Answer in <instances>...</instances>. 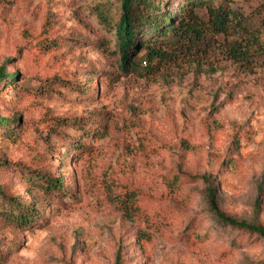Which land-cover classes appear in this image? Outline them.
Listing matches in <instances>:
<instances>
[{
    "label": "rangeland",
    "instance_id": "1",
    "mask_svg": "<svg viewBox=\"0 0 264 264\" xmlns=\"http://www.w3.org/2000/svg\"><path fill=\"white\" fill-rule=\"evenodd\" d=\"M237 2L246 30L125 73L100 17L117 22L119 0H0V67L18 73L0 82V185L40 210L25 228L0 216V264H115L120 249L124 264H264V238L208 195L264 225V49L230 56L264 44V0Z\"/></svg>",
    "mask_w": 264,
    "mask_h": 264
},
{
    "label": "trees",
    "instance_id": "2",
    "mask_svg": "<svg viewBox=\"0 0 264 264\" xmlns=\"http://www.w3.org/2000/svg\"><path fill=\"white\" fill-rule=\"evenodd\" d=\"M119 1L121 15L117 22L112 23L107 15L100 14V17L115 29L121 55V68L125 73L138 71L139 62L137 60L142 58H145L144 63L151 64L154 61L161 63L175 60L180 55L206 53L216 36H227L231 32H240L245 27L244 16L237 5L238 0H177V7L173 13H167L161 9L162 6L168 4V0ZM201 11H204V17L200 15ZM232 43L234 46L230 48V56L235 60H247L255 45H262L264 49L259 36H255L254 40L250 39L246 45L238 44L237 40ZM142 70L148 73L151 71L149 68ZM17 76L18 73L8 74L4 66L0 67V82L6 79L16 80ZM10 119V117L0 115V128L7 129L9 136L14 134L9 130L12 127ZM57 120L60 123L65 122L59 118ZM39 175L44 181L42 186L44 190L51 191L63 187L61 175L57 178L44 173ZM202 178L208 184L210 183L209 178L205 176ZM5 194L6 191L0 185L2 220L17 228L33 226L40 214L36 204L33 202L27 204L22 196H16L19 197L16 199L15 197L9 198ZM208 195L211 207L220 222L258 233L264 238V225L238 220L222 212L212 186L208 187ZM135 199V195L129 197V200ZM129 200H124L126 206L123 211L126 216L132 217V212L136 210V207L133 206L134 208L130 209ZM115 264H124L121 249L117 253Z\"/></svg>",
    "mask_w": 264,
    "mask_h": 264
}]
</instances>
